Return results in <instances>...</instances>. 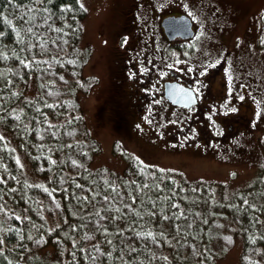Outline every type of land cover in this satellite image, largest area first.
I'll use <instances>...</instances> for the list:
<instances>
[{"label":"trees","instance_id":"obj_1","mask_svg":"<svg viewBox=\"0 0 264 264\" xmlns=\"http://www.w3.org/2000/svg\"><path fill=\"white\" fill-rule=\"evenodd\" d=\"M80 4L76 0H52L48 4L45 0L43 5L34 6L30 0H14L12 4L0 0V31L6 33L0 39V51L8 57L0 59V179L5 181L0 184V238L5 241L4 256L15 264H45L31 253L49 242L59 254L48 264H216L237 236L241 248L236 264H264L262 174L255 175L248 185L229 188L219 181L189 180L176 169L160 167L127 150H122L126 163L120 172L106 165L90 167L99 141L87 127L78 95L94 86L97 79L93 74L83 75L91 51L80 39L85 15ZM65 6H71V11H62ZM30 7L49 8L52 15L48 23L36 13H30L36 15L31 25L18 20ZM3 17L11 20V25L4 24ZM262 18L264 21V13ZM29 26L38 36L24 31ZM13 29L20 30L23 43L18 42ZM20 60L30 66L25 68ZM110 90L108 99L97 100L95 117L102 124L108 115L116 134L111 143L116 151L122 148V135L132 134L135 119L114 104L111 81L105 95ZM251 129L248 124L245 132L237 134L236 144L226 154L242 152L237 143L249 137ZM18 152L28 160L39 181L23 177ZM145 184L151 187L145 189ZM105 195L108 202L103 199ZM133 196L138 197L133 208L156 215H145L142 220L134 214L119 220H99L94 215L109 205L111 211L101 215L118 216L117 208L128 213L124 205L132 204ZM164 197L168 199H160ZM149 198L156 201L155 208ZM172 204L179 207L172 208ZM173 213H184L186 219L163 220L164 215L171 217ZM49 225L52 228L47 231ZM9 228L19 230L24 240L8 232ZM136 231H152L158 242L138 238ZM40 239L41 245L33 242ZM133 247L136 252L131 251ZM0 264L8 261L0 258Z\"/></svg>","mask_w":264,"mask_h":264},{"label":"rangeland","instance_id":"obj_2","mask_svg":"<svg viewBox=\"0 0 264 264\" xmlns=\"http://www.w3.org/2000/svg\"><path fill=\"white\" fill-rule=\"evenodd\" d=\"M132 1L80 0L86 9L81 21L80 39L92 55L83 68V75L95 74L96 79L98 78L94 86L83 95H78L87 127L94 131L99 141V150L92 157L90 167L106 165L115 172H120L126 163L121 155L125 147L134 156L154 161L164 168L179 169L189 180L219 181L226 187L233 188L248 185L255 175L264 176V0H153L157 8L166 15L187 14L196 29L195 36L189 42L173 45L176 46L170 49L173 59L189 57L196 51V54L208 56L210 62H213L221 53H228L234 59L229 60V64L234 62L233 66L236 67L231 70L234 73L232 79L256 93L259 113L252 120L251 135L241 138L243 142L239 140L237 143V146L240 143V148L243 147L242 152L225 155L221 153L217 156H211L198 149L182 148L180 145L170 147L163 138H152L147 132L136 130H133L132 134L122 135V148L112 150L115 131L110 126L108 115L102 124L97 122L96 103L99 102L98 99L106 100L112 95V90L105 95L110 85L108 76L111 52L115 51L112 45L116 38V29H119L123 22L121 10ZM143 3L138 0L139 6ZM125 38L120 37L115 43L124 48ZM145 121L150 123L147 119ZM177 124L181 125L179 121ZM152 126L155 127L156 122ZM18 156L23 177L30 181H39L25 156L19 152ZM51 228L49 225L47 231ZM56 236L62 238L60 233H56ZM240 248L241 241L236 236L234 245L216 264H236ZM58 254L48 242L32 252L31 256H36L48 264L54 261Z\"/></svg>","mask_w":264,"mask_h":264},{"label":"flooded vegetation","instance_id":"obj_3","mask_svg":"<svg viewBox=\"0 0 264 264\" xmlns=\"http://www.w3.org/2000/svg\"><path fill=\"white\" fill-rule=\"evenodd\" d=\"M141 1V6L133 0L131 7L122 8L123 22L115 32V40L125 36L126 44L120 48L114 40L112 45L108 77L114 104L135 119L134 130L163 138L171 147L198 149L211 156L229 152L236 144L234 137L245 132L259 113L256 93L232 79L228 53L213 62L196 51L173 59L170 49L189 42L195 27L190 38L168 39L160 23L166 14L153 0ZM166 82L182 85L179 92L193 91L196 101L173 103L166 96Z\"/></svg>","mask_w":264,"mask_h":264},{"label":"snow or ice","instance_id":"obj_4","mask_svg":"<svg viewBox=\"0 0 264 264\" xmlns=\"http://www.w3.org/2000/svg\"><path fill=\"white\" fill-rule=\"evenodd\" d=\"M14 2V0H8V3L9 4H12ZM30 2L34 5V6H39V5H43L45 0H30ZM77 3L80 2V0H76ZM47 3L48 4H51L52 3V0H47ZM16 7H19V5H16ZM80 7L81 9L84 8L83 4H80ZM86 10V9H85ZM62 11H71V6H65ZM30 13H36V14H41L42 16V19L44 20V23L47 24L48 23V20L51 18V15L52 13L50 12L49 8L47 7H30V8H25L23 10V15L21 16H18L17 19L20 20V21H23L25 24H29L31 25V22L35 21L36 20V15H30ZM3 14L0 13V17H2ZM25 16H27V19H25ZM3 22L4 24L6 25H11L12 21L11 20H8L6 17H3ZM35 27H40V25H34ZM13 31H15L16 33V36L18 37V42L20 43H23V37L21 36V32L19 29H13ZM24 31L26 33H31L33 36H38V33H35L33 31V26H29L27 28L24 29ZM56 31H60V29H56ZM67 33H65L66 35ZM6 35V33L4 31H0V39L4 38ZM125 42H126V38H125ZM46 43V42H45ZM262 43H264V41H262ZM41 47H43V44L41 45ZM23 50V49H22ZM15 55V54H14ZM0 59H8V57L6 55L3 54L2 51H0ZM20 63L25 67H29L30 65L28 63H26L24 60H20ZM46 63V62H45ZM169 67H171V65H169ZM203 74V73H202ZM15 95V93L13 94ZM241 99H243V97H241ZM48 107H52L51 105H48ZM233 111H235V109H232ZM3 117H0V119H2ZM17 119H19V116L16 117ZM3 137L0 136V140H2ZM69 147H71V145H69ZM16 163L19 165L20 164V161L19 159L16 160ZM53 163H55L53 161ZM72 163L75 165L77 162L75 160L72 161ZM22 167V166H21ZM12 179H15V177H11ZM2 183H5L4 180L0 179V184ZM134 183V182H133ZM151 186L145 184L143 185V188L147 189V188H150ZM158 187V186H157ZM114 192L116 191L115 188L112 189ZM12 191H15V189H12ZM45 192H48V189H44ZM49 195H51V193L49 192L48 193ZM97 195H99V193H97ZM85 199H87L85 197ZM104 201L105 202H108L109 198L107 195H105L103 197ZM138 199V197L136 196H133L132 197V204H125L124 207L128 209V213H122L121 212V209L117 208L116 209V212L117 213H120V215L118 216H111V217H108V216H103L101 215V212H107V211H111V205H109V208L107 209H97V211L94 213V215H96L97 217H99V220H107V219H112V220H119V219H122V218H125L126 216L128 215H132L134 214L138 219H143L145 215H147L149 218L151 217H154L156 215V213L154 211H151V210H148L146 212H144L143 214L136 210L135 208H133V205L136 203V200ZM161 200H164V199H168L167 197H164V198H160ZM150 200V198H149ZM151 204H152V207L155 208L156 207V201H152L150 200ZM244 204L245 205H248V200L245 199L244 200ZM172 208H178L179 205L178 204H172L171 205ZM249 207H254V205H249ZM0 212H3V206L0 205ZM199 215V214H197ZM181 217H184L186 219V217L184 216V213H179V215H177L176 213H173L172 216H168V215H164L162 218L163 220H171L173 218L175 219H180ZM17 220L21 219L19 216L15 217ZM257 222H259L258 218H257ZM133 223H136V221H133ZM98 226H99V221L97 222ZM177 230L179 231V225H177ZM0 231H2V229H0ZM8 232H15L16 235H18L20 237V240L23 241L24 240V236L20 235L19 233V230H16V229H7ZM105 232H107V229L104 230ZM134 231V229H133ZM120 235H122V232L119 233ZM135 235L138 237V238H143V239H151L154 243L155 242H158L157 240V237L156 235H154V233L152 231H136L135 232ZM160 236H163L164 234L161 232L159 233ZM28 240H33V237L31 236H28L27 237ZM4 239L3 238H0V258H2L3 260H7L8 261V264H15V262L13 260H8V257L4 256V248H3V245H4ZM35 244L37 245H41L42 244V239L40 240H34L33 241ZM253 243H255V238H253L252 240ZM108 243H111V241H108ZM25 246L23 244L20 245V248L23 249ZM12 251V250H10ZM83 251V250H81ZM96 251L99 252V247H96ZM131 251L132 252H136L137 249L136 248H131ZM109 256L111 255V253L108 254ZM97 257H92L93 260H95ZM163 259L167 260V257H163ZM141 264H143V262H141Z\"/></svg>","mask_w":264,"mask_h":264},{"label":"water","instance_id":"obj_5","mask_svg":"<svg viewBox=\"0 0 264 264\" xmlns=\"http://www.w3.org/2000/svg\"><path fill=\"white\" fill-rule=\"evenodd\" d=\"M161 26L168 39L174 37L188 38L194 35L191 18L185 13L164 16L161 20ZM179 86L182 85L176 82H166V96L176 104L188 105L194 103L196 100L193 91L179 92Z\"/></svg>","mask_w":264,"mask_h":264}]
</instances>
